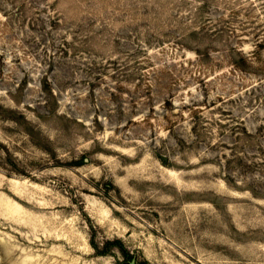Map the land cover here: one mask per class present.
Returning <instances> with one entry per match:
<instances>
[{
	"label": "rangeland",
	"instance_id": "obj_1",
	"mask_svg": "<svg viewBox=\"0 0 264 264\" xmlns=\"http://www.w3.org/2000/svg\"><path fill=\"white\" fill-rule=\"evenodd\" d=\"M0 264H264V0H0Z\"/></svg>",
	"mask_w": 264,
	"mask_h": 264
}]
</instances>
